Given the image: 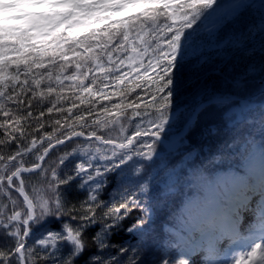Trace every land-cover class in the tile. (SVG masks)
<instances>
[{"label":"snow or ice","instance_id":"snow-or-ice-1","mask_svg":"<svg viewBox=\"0 0 264 264\" xmlns=\"http://www.w3.org/2000/svg\"><path fill=\"white\" fill-rule=\"evenodd\" d=\"M0 237V264H264V0H0Z\"/></svg>","mask_w":264,"mask_h":264},{"label":"trees","instance_id":"trees-1","mask_svg":"<svg viewBox=\"0 0 264 264\" xmlns=\"http://www.w3.org/2000/svg\"><path fill=\"white\" fill-rule=\"evenodd\" d=\"M131 11H139V9L131 10ZM127 13H125L126 15ZM106 23V22H105ZM100 28H102L104 25L100 24ZM115 99V98H114ZM210 123V122H209ZM80 156H76L74 159H80ZM135 175H134V167L133 163L129 162L126 166H121L119 169H116L115 171L111 172L109 174V183L106 186V191L104 193V199L109 200L113 198L114 194L123 190L124 187H128L129 191L134 190L135 185ZM137 219V213L134 209L132 213H130L124 220V228L119 229L118 231L114 232L112 234V243L114 244H123L130 240H135V235L131 232H128L125 230V228L129 224L135 223V220ZM56 227L57 225H53ZM98 225H94L91 229V234L94 235L95 231L98 230ZM37 232H39V226H37L36 229ZM3 238L0 237V244H2ZM91 251H95V249H92Z\"/></svg>","mask_w":264,"mask_h":264},{"label":"rangeland","instance_id":"rangeland-1","mask_svg":"<svg viewBox=\"0 0 264 264\" xmlns=\"http://www.w3.org/2000/svg\"><path fill=\"white\" fill-rule=\"evenodd\" d=\"M136 9H138V8H133L132 10H136ZM119 15H125V13H122V14H119ZM99 26H101V25L100 24L96 25V27H99Z\"/></svg>","mask_w":264,"mask_h":264}]
</instances>
